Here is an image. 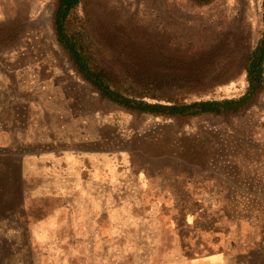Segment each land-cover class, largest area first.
I'll return each mask as SVG.
<instances>
[{
    "label": "rangeland",
    "instance_id": "obj_1",
    "mask_svg": "<svg viewBox=\"0 0 264 264\" xmlns=\"http://www.w3.org/2000/svg\"><path fill=\"white\" fill-rule=\"evenodd\" d=\"M262 1L78 0L66 27L122 95L236 98ZM57 6L0 0V264H264V82L234 112L129 110L77 71Z\"/></svg>",
    "mask_w": 264,
    "mask_h": 264
},
{
    "label": "trees",
    "instance_id": "obj_2",
    "mask_svg": "<svg viewBox=\"0 0 264 264\" xmlns=\"http://www.w3.org/2000/svg\"><path fill=\"white\" fill-rule=\"evenodd\" d=\"M208 2L209 0H197ZM78 3V0H58V6L54 11L53 21L57 39L62 48L67 52L69 58L75 65L77 71L89 81L98 92L113 102L132 111L145 112L153 115H164L169 117H183L185 115H198L203 113L221 114L234 112L247 106L254 98V95L262 87L264 82V31L254 49L248 54L245 61L248 85L245 92L236 98L206 99L189 103H178L167 99L165 102L145 101L122 95L117 89L111 86V80L107 73L95 64L85 48L76 38L68 32L66 17L69 10ZM263 22H264V0ZM146 90L162 88V83L151 80L143 82L139 80ZM113 83V82H112ZM159 85V86H158ZM155 96V95H154Z\"/></svg>",
    "mask_w": 264,
    "mask_h": 264
}]
</instances>
